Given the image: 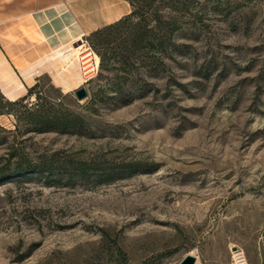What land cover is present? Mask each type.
Instances as JSON below:
<instances>
[{
	"label": "rangeland",
	"instance_id": "374dc122",
	"mask_svg": "<svg viewBox=\"0 0 264 264\" xmlns=\"http://www.w3.org/2000/svg\"><path fill=\"white\" fill-rule=\"evenodd\" d=\"M136 9L135 21L160 36L175 21L173 43L153 50L158 62L126 64L125 25L111 34L117 44L98 48L107 59L89 81L73 45L90 35L46 51L29 31L22 65L33 84L0 87V264H180L187 255L236 264V249L248 263L257 253L264 0H140ZM18 88L17 98L5 94ZM42 103L84 127L39 131L30 121Z\"/></svg>",
	"mask_w": 264,
	"mask_h": 264
},
{
	"label": "crops",
	"instance_id": "0c3cea01",
	"mask_svg": "<svg viewBox=\"0 0 264 264\" xmlns=\"http://www.w3.org/2000/svg\"><path fill=\"white\" fill-rule=\"evenodd\" d=\"M132 11L128 0H0V87L33 84L23 72L28 67L22 65L28 59L30 30L42 39L44 50L59 51L68 42H76L69 32L87 37ZM8 90L5 94L17 98L24 89ZM249 261L264 264V232Z\"/></svg>",
	"mask_w": 264,
	"mask_h": 264
},
{
	"label": "trees",
	"instance_id": "16d2710c",
	"mask_svg": "<svg viewBox=\"0 0 264 264\" xmlns=\"http://www.w3.org/2000/svg\"><path fill=\"white\" fill-rule=\"evenodd\" d=\"M128 1L133 6V11L129 15L90 34L92 43H89V41L88 43L100 57V67L101 63H104L106 61L107 56L105 53L101 52V50L99 51L98 48L100 49L103 46L109 48L110 45L116 42L118 43L119 38L113 37L111 36V34L116 33L119 28L125 25H128L131 28L130 31H132L130 32L132 37L128 41H125V45L130 48V50L124 55L126 64L128 63L129 59L133 60V62L131 63H134L136 61L142 64L143 67H145V65H143V63L145 62L146 65L158 62L156 60H153L155 57L154 54H151L153 50L159 49L162 54L164 48L166 46H171V44L173 43L172 38L178 28V25L175 21L168 22L169 36H160V33L156 32L155 26L153 28L149 27V24L145 18H141L140 20L135 21V17L139 13L137 12L136 6L138 1L140 0ZM157 29H161V24L158 23ZM37 99H42L41 95L37 94ZM8 104L14 105L17 104V101H9ZM53 105L56 106L55 104ZM35 112L37 113V115L36 117L33 116L34 118L30 121V123H37V128L39 131L68 132L79 130L84 127V119L81 116L70 112L69 110L61 108L53 115H51L48 111L46 103H42L38 104L37 110ZM22 168L23 167L20 164L15 167L16 171L19 172ZM76 168L83 171L86 170L81 165L80 167ZM30 169L32 170V168ZM39 169L50 170L51 168L41 166Z\"/></svg>",
	"mask_w": 264,
	"mask_h": 264
},
{
	"label": "bare ground",
	"instance_id": "6f19581e",
	"mask_svg": "<svg viewBox=\"0 0 264 264\" xmlns=\"http://www.w3.org/2000/svg\"><path fill=\"white\" fill-rule=\"evenodd\" d=\"M69 38H73L74 41H78L79 43L81 42V40L83 39L80 35L79 36H75L72 32L68 33ZM41 37H43L41 35ZM73 41V42H74ZM88 44V42L84 41L83 45H80L79 47L73 45L74 47V51H76L80 57L82 61L83 66V76L85 78V80L89 81L92 79V77L97 74L98 71V67L100 65V58L99 56L95 53V51L92 49L91 46H89L90 48H84L86 47V45ZM91 78V79H90ZM13 97V96H11ZM242 251L240 249L233 251V255L234 258L236 260L239 261V258L242 257Z\"/></svg>",
	"mask_w": 264,
	"mask_h": 264
},
{
	"label": "water",
	"instance_id": "95a60500",
	"mask_svg": "<svg viewBox=\"0 0 264 264\" xmlns=\"http://www.w3.org/2000/svg\"><path fill=\"white\" fill-rule=\"evenodd\" d=\"M76 96L78 99L82 100L88 96V91L86 87H81L76 90ZM237 250V249H236ZM198 261V257L195 255H187L181 261V264H196Z\"/></svg>",
	"mask_w": 264,
	"mask_h": 264
},
{
	"label": "built area",
	"instance_id": "2783aa9c",
	"mask_svg": "<svg viewBox=\"0 0 264 264\" xmlns=\"http://www.w3.org/2000/svg\"><path fill=\"white\" fill-rule=\"evenodd\" d=\"M241 255H242V257L239 258V261L235 259V261H236L235 263L236 264H249L244 252H242Z\"/></svg>",
	"mask_w": 264,
	"mask_h": 264
}]
</instances>
